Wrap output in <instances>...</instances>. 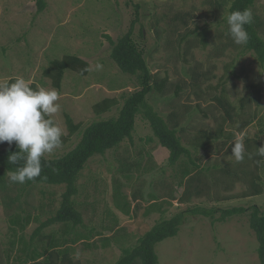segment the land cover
<instances>
[{"label":"rangeland","instance_id":"1","mask_svg":"<svg viewBox=\"0 0 264 264\" xmlns=\"http://www.w3.org/2000/svg\"><path fill=\"white\" fill-rule=\"evenodd\" d=\"M232 1L45 0L39 12L38 0H0V83L23 77L33 89L59 92L52 118L62 143L45 156L71 150L83 129L117 115L122 95L138 89L111 57L109 37L117 42L131 27L161 87L149 99L184 143L222 124L236 135L198 152L191 147L195 162L184 156L171 164L170 151L138 116L131 139L93 156L82 171L76 202L85 225L77 228L55 223L35 235L56 215L66 185L11 183L7 194L0 188V264H116L160 220L191 207L264 210V157L254 156L264 145V68L227 35ZM256 6L264 34V0ZM67 55L88 61V74L55 65ZM235 142L245 146L241 161L231 152ZM252 181L261 194H251ZM258 246L249 214L216 225L189 214L156 251L159 264H259Z\"/></svg>","mask_w":264,"mask_h":264},{"label":"trees","instance_id":"2","mask_svg":"<svg viewBox=\"0 0 264 264\" xmlns=\"http://www.w3.org/2000/svg\"><path fill=\"white\" fill-rule=\"evenodd\" d=\"M258 1L260 0H233L229 13L245 8L251 9L253 22L245 26L249 38L247 44L243 46L245 50L254 53L256 60L264 68V34L261 18L256 8ZM45 3V0H38L39 12L45 9ZM109 39L113 45L111 57L124 73L135 77L138 89L122 95L124 103L119 108L117 115L94 121L83 129L78 143L71 150L59 157L44 156L41 161L40 176L33 181L24 183L26 186L35 184L66 185L61 206L56 215L42 223L36 229L35 235L40 234L44 227L55 223L72 222L76 228L85 225L84 215L76 202L82 171L93 156L105 154L109 149L119 146L126 139H131L136 129L138 116L149 121L154 135L159 139L161 145L170 151L171 164H176L184 156L195 162L192 148L198 152L200 149L207 148L213 141L221 139L232 141L236 138L235 132L226 129L222 124L215 129H201L199 135L192 139L188 145L185 144L178 127L162 116L149 99L150 94L156 89L161 90V87L149 68L144 49H141L135 41L133 27L117 42L111 37ZM55 65L61 69H72L82 75H87L89 72L88 61L74 55H67L62 60L55 61ZM223 101L225 104H229L230 109L233 108L227 99L223 98ZM111 102L104 101V108L109 109ZM113 102L115 103V101ZM228 115L231 116V112L228 111ZM17 150L15 144L0 147V188L6 194L12 183L8 174L17 168V165L8 163V156ZM254 156L257 161L263 158L256 154ZM252 189V195L261 194L263 190L256 181H252ZM189 214L210 218L213 225L239 215L249 214L250 225L255 231L259 244V264H264V210L257 204L225 208L195 206L178 212L169 218L160 220L138 240V243L125 248L116 264H133L137 259H140L142 264H159L156 245L169 237L178 235L180 226L184 224ZM34 264H40V262ZM48 264H54V259L52 258Z\"/></svg>","mask_w":264,"mask_h":264},{"label":"clouds","instance_id":"3","mask_svg":"<svg viewBox=\"0 0 264 264\" xmlns=\"http://www.w3.org/2000/svg\"><path fill=\"white\" fill-rule=\"evenodd\" d=\"M253 22L251 9L235 10L227 15V35L235 45L248 42L246 25ZM56 89H33L23 78L0 83V144H15L18 149L8 156V163L17 165L8 176L12 183L24 184L40 176L42 158L62 143V129L52 118L60 110ZM237 161L244 159L246 150L241 142L231 146ZM264 157V145L256 150Z\"/></svg>","mask_w":264,"mask_h":264},{"label":"crops","instance_id":"4","mask_svg":"<svg viewBox=\"0 0 264 264\" xmlns=\"http://www.w3.org/2000/svg\"><path fill=\"white\" fill-rule=\"evenodd\" d=\"M92 238H93V237H92ZM92 238H91V239H92ZM91 239H90V240H91Z\"/></svg>","mask_w":264,"mask_h":264}]
</instances>
